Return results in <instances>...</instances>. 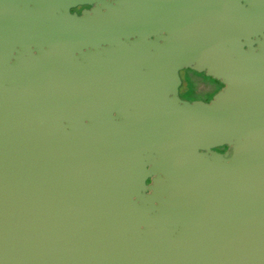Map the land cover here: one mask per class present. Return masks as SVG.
<instances>
[{
    "label": "water",
    "instance_id": "obj_1",
    "mask_svg": "<svg viewBox=\"0 0 264 264\" xmlns=\"http://www.w3.org/2000/svg\"><path fill=\"white\" fill-rule=\"evenodd\" d=\"M36 26L93 29L102 128L43 126L5 38ZM0 264H264V0H0Z\"/></svg>",
    "mask_w": 264,
    "mask_h": 264
},
{
    "label": "flooded vegetation",
    "instance_id": "obj_2",
    "mask_svg": "<svg viewBox=\"0 0 264 264\" xmlns=\"http://www.w3.org/2000/svg\"><path fill=\"white\" fill-rule=\"evenodd\" d=\"M95 5H79L70 9L72 13L82 16L86 10ZM5 38L11 40L15 48L11 63L16 61L20 75L28 76L35 82L37 96L45 98L48 103L44 114L52 121L43 122V126L63 129L67 132L102 128L95 120H101L103 109L108 107L111 75L103 73L100 64L103 45L92 33V28L65 26L10 27ZM84 33L82 34L81 32ZM210 77V76H209ZM180 96L188 100L202 99L210 102L224 84L213 77L214 88L209 97L187 98L183 89L188 77H183ZM222 84L219 89L216 87ZM211 94V95H210ZM42 126V125H41ZM226 153L231 151L228 145L215 148ZM152 177L146 180L151 185ZM151 192L150 189L147 190Z\"/></svg>",
    "mask_w": 264,
    "mask_h": 264
},
{
    "label": "rangeland",
    "instance_id": "obj_3",
    "mask_svg": "<svg viewBox=\"0 0 264 264\" xmlns=\"http://www.w3.org/2000/svg\"><path fill=\"white\" fill-rule=\"evenodd\" d=\"M181 77H190L192 73H194V78H193V83L195 86L196 91L199 93L198 95L200 96L199 98H206L209 97V92L211 89L214 88V83L213 79L211 80L208 75L204 73H195L192 72L190 69H184L181 70ZM211 95V94H210Z\"/></svg>",
    "mask_w": 264,
    "mask_h": 264
},
{
    "label": "trees",
    "instance_id": "obj_4",
    "mask_svg": "<svg viewBox=\"0 0 264 264\" xmlns=\"http://www.w3.org/2000/svg\"><path fill=\"white\" fill-rule=\"evenodd\" d=\"M192 72H195V73H199L197 71H194L192 69H190ZM204 73V72H203ZM194 73L191 74L190 77H188V82L186 84V87L183 89V92H184V96L187 97V98H199L200 96L198 95L199 93L196 91L195 89V86H194V83H193V78L194 76ZM209 77V76H208ZM211 78V77H209ZM222 84H219L217 87H216V90L219 89L221 87Z\"/></svg>",
    "mask_w": 264,
    "mask_h": 264
}]
</instances>
